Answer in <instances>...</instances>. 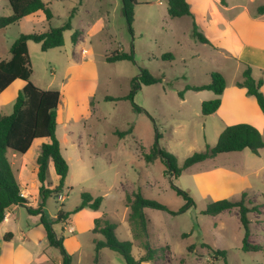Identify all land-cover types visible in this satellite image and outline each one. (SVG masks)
Wrapping results in <instances>:
<instances>
[{
    "label": "rangeland",
    "instance_id": "374dc122",
    "mask_svg": "<svg viewBox=\"0 0 264 264\" xmlns=\"http://www.w3.org/2000/svg\"><path fill=\"white\" fill-rule=\"evenodd\" d=\"M44 1L53 12L51 25L54 27L63 25L76 9L71 20L73 29L64 33V46L43 51L40 43L29 42L31 81L42 89L64 90L58 111L57 137L70 170L67 185L46 199L43 211L53 223L55 234L62 239L70 264H94L99 259L100 264H113V258L124 261L109 248L96 252L92 233L94 218L107 214L116 225L117 237L133 241L130 210L124 201L126 191L132 193L141 187L148 199H156L179 211L186 200L177 195L174 186L188 191L195 204L175 215L145 208L148 232L146 238L134 240L132 254L136 259L148 256L146 246L149 245L153 264H264V148L259 155L249 149L221 153L194 164L176 179L165 174L167 167L160 158L153 162L145 159L158 142L181 166L193 153L217 143L218 129L225 123L221 113L204 116L201 110L202 102L216 98L215 93L185 88L210 83L213 72H220L229 88L238 87L248 66L264 67V51L258 49L264 47V13H259L264 0H225V4L221 0H190L199 30L215 47L192 37L190 17H170L166 0H137L133 33L123 15L122 0H84L82 5L78 0ZM11 14L9 0H0V17ZM39 14L0 29L2 59L10 57V47L21 34L42 32L48 27L45 16L42 19ZM77 29L83 41L75 49L72 35ZM83 49L89 51L88 60L78 67ZM117 50L133 51L134 60L108 62L106 55ZM167 53H172L174 59L164 60L163 55ZM141 68L149 69L162 81L141 85L137 90L135 102L144 109L138 112L123 98L132 90V80ZM69 82L72 85L67 87ZM23 84L17 80L0 96L1 114L13 112L15 94ZM89 88L92 93H87ZM182 91L184 97L179 95ZM238 115L253 117L264 137L261 118L246 111ZM130 126L134 127L132 133L118 135L117 131H127ZM34 142L27 153L17 154L16 159L11 157L16 170L18 163L25 164L27 178H20L28 188L30 178H35L41 145L47 140ZM220 167L245 178L239 184L245 186L242 192L229 194L225 178L216 170ZM57 184V174L50 163L46 186L54 188ZM84 192L103 197L100 210L84 208L78 215L72 214L70 224L66 220L57 221L60 209L73 211L80 206ZM243 193L248 207L262 205L261 213L249 214V245L258 247L257 251L242 249L245 229L239 220L238 208L216 216L202 213L214 201L239 200ZM35 194L34 205L38 207L42 199L38 190ZM60 195L65 199L61 200ZM27 218L41 224V215L29 214L25 207L18 214L23 230ZM69 226L74 228V233L68 232ZM16 234V241L22 243L18 230ZM96 239L104 237L100 235ZM44 244L31 247L30 253L23 256L24 263L62 261L59 246L48 240ZM191 246H194L192 251ZM213 249L226 250L227 257L213 259Z\"/></svg>",
    "mask_w": 264,
    "mask_h": 264
},
{
    "label": "trees",
    "instance_id": "16d2710c",
    "mask_svg": "<svg viewBox=\"0 0 264 264\" xmlns=\"http://www.w3.org/2000/svg\"><path fill=\"white\" fill-rule=\"evenodd\" d=\"M79 5H82L84 0H78ZM168 4V14L172 18H181L184 16L192 19V37L201 43L213 46L209 38L199 30L195 16L190 9V4L187 0H166ZM12 8V14L9 16L0 17V29H5L13 24L21 22L27 16L38 11H42L45 15V20L48 24L46 30L38 33L21 34L10 47V58L8 60L0 59V94L3 93L14 81L22 80L25 82L24 87L19 90L14 104L13 112L10 115L0 113V222H2L8 209L12 206H24L29 214L41 215V224L45 229L47 240L52 245L60 247L63 253V263L70 264L71 260L66 253L62 239H58L53 230V223L50 222L43 211L46 199L53 193H60L66 183L69 174V164L64 157L60 140L57 137V110L61 100V92L53 89H42L31 81L32 65L29 53L28 43L34 41L41 44L43 51L62 47L65 44L64 33L67 30H72L71 20L76 9L72 12L69 19L61 26L54 27L51 25L53 12L44 0H9ZM225 4V0H221ZM138 4L137 0H122V12L126 19L128 28L133 33V23L135 15V7ZM259 13H264V6L259 8ZM81 36V31L78 29L72 35V42L77 43ZM214 47V46H213ZM106 60L110 63L117 61H133L134 53L117 50L116 52L106 55ZM163 59L173 60L174 55L167 53L163 55ZM162 78L153 75L149 69L141 68L140 74L132 80L133 88L127 96L131 102L133 109L138 112H143L144 109L135 102V95L141 85H152L161 82ZM263 79L256 80L252 75V68L248 66L243 73V81L238 82L237 86L246 89L249 96H254L263 115H264V93L261 90ZM226 79L220 72L211 74V82L208 84L191 86L188 85L185 90L195 91H212L217 96L214 99L204 100L201 105L202 114L209 116L215 113L221 106V95L226 89ZM180 97L184 96V91L179 92ZM108 100H114L107 97ZM134 127L130 126L127 131H117L120 137L132 133ZM161 136L157 135V139ZM38 139H47L48 142L42 144L41 154L36 160L38 167L37 177L40 183L39 195L42 203L36 208L28 205L29 200L22 195L20 184L16 178L12 164L8 159L7 153L13 150L19 154H25L33 142ZM264 148V137L261 131L254 125L247 122H240L227 126L219 135L218 141L214 146H207L204 151L195 152L185 159L183 164L179 166L177 158L165 148H161L158 142H155L150 153L145 155L147 162H153L160 158L166 165L165 174L178 178L184 170L194 164L203 162L209 158H213L221 153L238 152L244 149H249L253 154L259 155L260 150ZM50 162L53 163L55 172L59 182L54 188L46 186L48 168ZM177 195L182 196L186 203L179 210L174 211L168 205L159 202L156 199H148L143 188L139 187L132 193H127L125 197L126 205L130 208L129 222L132 227L135 239L147 237L148 218L145 213V208H153L156 210L166 211L170 214L184 212L191 208L195 202L188 191L174 186ZM246 193L242 194L241 199L231 200L228 198L214 201L207 205L202 211L203 214L216 216L220 213L238 208L239 220L245 229L242 249L244 251H257L258 247H250L249 237L251 235L249 214L253 212L261 213V206L248 207L245 204ZM103 202V197H93L89 192L81 194V204L73 211L64 212L60 209L57 213V221H65L70 215L77 213L83 208H89L97 211L100 209ZM264 206V204H263ZM93 234H101L104 239L99 240L94 238L96 252L102 248L120 254L127 264H140L144 261H150L152 250L149 245L147 257L136 259L132 254V241H122L116 235V225L110 217L104 214L101 217L94 219ZM12 233L5 234L4 239H11ZM194 246H191L190 251ZM211 247V246H209ZM213 259L226 258L227 251L220 249L212 250Z\"/></svg>",
    "mask_w": 264,
    "mask_h": 264
},
{
    "label": "crops",
    "instance_id": "0c3cea01",
    "mask_svg": "<svg viewBox=\"0 0 264 264\" xmlns=\"http://www.w3.org/2000/svg\"><path fill=\"white\" fill-rule=\"evenodd\" d=\"M187 1L190 4V9H192V4H191L190 0H187ZM167 9H168V4H167ZM38 12L40 13L39 16L43 19L44 13L41 14L42 11H38ZM38 12H36V13H38ZM36 13L29 15L26 18L34 17L33 15H35ZM26 18L23 20H26ZM82 41H83V36L81 35L80 38L78 39L77 43H74L75 49L80 46V43ZM28 48H29V43H28ZM258 49H260L259 51H264V47H259ZM88 54H89L88 49H83L82 58L81 59L78 58V61H80V63H81V64H77L78 67H81L87 63ZM263 56H264V54H263ZM9 58L2 59L0 57L1 60H8ZM252 69H253V71H252L253 77L256 80L263 79V82H264V67L252 68ZM256 72L258 73L257 75L255 74ZM16 81H14L4 92H6L10 87H12L16 83ZM19 81H22V80H19ZM23 83L24 84L22 85V87L18 86V88H19L18 92H19V90H21L24 87L25 82H23ZM70 85H72V83L69 82L67 87ZM91 89L89 88V91L87 90V93L88 92L92 93ZM261 90L264 93V83H263ZM18 92L15 94L16 97H17ZM3 93H1L0 96ZM63 94H64V90L61 92V100L63 98ZM220 97H221V106L219 107V109L215 113H221V119L225 123L223 126L219 127L218 133H217L218 135H220V133L227 126L232 125V124H236V123H240V122L250 123V124L256 126L260 130V127L257 125L255 119L251 115H250V117H252V119L247 118L249 116H246V118H242L238 115L239 113H242V111H246V112H249L250 114L258 116L259 118H261L264 121V115H263L255 97L247 95L245 88L236 87V86L229 88L227 85L225 91L223 92V94ZM61 100H60V102H62ZM58 111H59V106H58L57 113H58ZM57 122H58V115H57ZM57 127H58V125H57ZM45 140H47V139H45ZM47 142H48V140H47ZM34 143L35 142H33L32 146L34 145ZM31 147H30V149H31ZM17 154H19V153H16L13 150H9L7 153V156H8V159L10 160V162L12 164L16 178H17V180L20 184V187H21V192H23V196L26 197L28 200H32L31 202L28 203V205L32 206L33 208H36L35 205L37 203V199H35L34 196L36 197V194H35L36 190H38V193H39V186H40V183H39L38 177H37L38 167L36 165V168L34 170L35 178H30V187L29 188H32L30 191V189L27 187V185H24V182L22 181L23 178H27V177H24V175H25V173H24L25 164L22 162L18 163V165H17L18 169L16 170L14 168L13 161L11 160V157L16 159L18 157ZM50 163H52V162H50ZM69 170H70V167H69ZM216 170L221 172L223 177L225 178V183H226V187L228 189L229 194L240 193L244 190L243 188L245 186L239 185L241 182L242 183L245 182L244 177H238L237 175H235L233 172L227 170L226 168L220 167V168H217ZM20 177H23V178H20ZM57 178H58V176H57ZM67 179H68V176H67ZM67 179H66L65 186L67 185ZM58 182H59V179H58ZM65 186H64V188H65ZM127 193H128V191H126L125 197H126ZM24 208H25L24 206H19V205L10 207L6 213L5 219L2 222H0V264H25L24 263L25 260L23 259L24 254L30 253L29 252L30 248L33 246H38V245L44 246L45 245L44 243H46V241H47L45 229L41 224L39 225L37 223L36 219L32 221L31 218H27V221H26L27 225H26L24 230L22 229L21 225L18 222V214L20 213L21 209H24ZM83 210H85V209L83 208L80 211H78L77 214L76 213L75 214L78 215ZM99 210H97V211H99ZM129 210H130V208H129ZM64 212H70V211H64ZM103 215L104 214H102L101 216H103ZM101 216H99V217H101ZM72 218H73V215H70L66 219L67 224H70L69 222H72ZM69 227H71L74 230V228L72 226H69ZM9 230H12V232H13L12 237H11V239L5 240L4 236L6 233H8ZM16 230H18L20 232L19 238L22 240V243L16 241V237H17ZM93 235L96 238V236H100L101 234H93ZM57 238L59 239L58 235H57ZM132 238L135 240L134 235H133V231H132ZM25 240L28 241L27 242L28 245L25 244ZM134 240L132 241V243H133L132 250L134 248ZM103 249H105V248H102L98 253H100ZM62 263H63V259L61 262H58L56 264H62ZM115 263L127 264L126 261L121 260V258H113V264H115ZM94 264H100V259H99V261L96 260ZM140 264H153V263L150 260V261H144Z\"/></svg>",
    "mask_w": 264,
    "mask_h": 264
},
{
    "label": "built area",
    "instance_id": "2783aa9c",
    "mask_svg": "<svg viewBox=\"0 0 264 264\" xmlns=\"http://www.w3.org/2000/svg\"><path fill=\"white\" fill-rule=\"evenodd\" d=\"M85 52H86V51H85ZM22 195H23V192H22ZM60 199H61V200H64L65 197L62 196V195H60ZM68 232H69V233H74V230H73L71 227H69V228H68Z\"/></svg>",
    "mask_w": 264,
    "mask_h": 264
}]
</instances>
